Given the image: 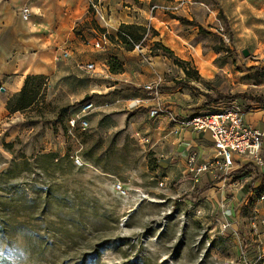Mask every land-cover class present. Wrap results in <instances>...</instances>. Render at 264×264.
Wrapping results in <instances>:
<instances>
[{
	"label": "rangeland",
	"instance_id": "obj_1",
	"mask_svg": "<svg viewBox=\"0 0 264 264\" xmlns=\"http://www.w3.org/2000/svg\"><path fill=\"white\" fill-rule=\"evenodd\" d=\"M121 1L129 5L130 0ZM152 4L157 7L150 11ZM147 10L166 16L165 29L173 38L182 34L189 38L181 39L190 56L181 60L174 51L163 54L156 46L158 54L151 53L153 42L159 40L149 23H121L115 29L102 21L99 28L93 21L98 33L107 30L99 46H110L111 55L102 62L108 73L125 70L138 86L143 82L159 86L163 79L174 81L180 75L185 79L188 68L190 81L200 82L201 89L231 93L237 89L236 71L244 70L247 85L241 92L264 96V69H248L264 66V0H149ZM126 24L144 28L129 57L116 36ZM91 42L95 43L93 36ZM196 52L214 55L219 67L207 83L194 79ZM155 55L171 68L160 76L149 65ZM198 64L206 67L200 57ZM112 66L121 69L114 72ZM74 105L69 114L76 110ZM55 106L57 127L53 124L51 131L28 133L34 118L27 119L26 131L22 123L14 126L11 137L6 136L8 129H0V264H258L239 257L242 251L230 236L210 231L220 221L216 191L215 207L208 198L194 202L173 195L175 185L165 183L150 166L148 154L127 126H100L92 111L88 127L75 130L84 164L74 165L69 154L78 146L67 135L71 105L60 99ZM52 149L58 151L57 164L42 155ZM255 174L247 169L233 181L255 179ZM118 181L127 190L125 195L114 189ZM197 207L204 213H196Z\"/></svg>",
	"mask_w": 264,
	"mask_h": 264
},
{
	"label": "crops",
	"instance_id": "obj_2",
	"mask_svg": "<svg viewBox=\"0 0 264 264\" xmlns=\"http://www.w3.org/2000/svg\"><path fill=\"white\" fill-rule=\"evenodd\" d=\"M121 2L101 0L109 27L116 29L121 23H149L156 30V39L174 51L179 59L185 60L190 56L191 51L181 39L189 38L185 34L182 37L176 35L178 40L170 32L167 33L166 16L157 12L150 14L147 10L149 0H130L129 5ZM23 7L29 9L26 18L21 13ZM93 21L99 28L102 27V22L90 12L88 0H0V129H8L6 136L11 137L14 126L19 127L22 123L26 131L27 119L34 118L35 125L29 126L27 132L45 133L51 131L53 124L57 127L58 109L55 104L60 99L71 105L68 114L74 109V104L84 99L91 100L94 104L93 113L98 115L100 126L107 123L116 127L127 126L131 137L138 139L153 160L160 178L165 183L175 185L173 195L182 194L194 202L208 198L214 206L216 191V197L221 199V214L218 213L220 221L212 225L210 231L217 229L222 235L230 236L229 239L236 244L235 248L242 251L238 252L239 257L244 260L248 257L258 264H264V258H259L260 253L264 254V224L258 227L259 233L252 230L251 208L246 204L252 200L260 216L264 217V200L255 201L256 197L251 196V192H264V172H256L255 179L246 176L241 183L233 181L235 175L252 163L247 157L239 155H234V161L236 168L239 165L241 167L231 176L213 178L210 172L195 181L188 172L191 152L197 154L195 165L207 161L213 154L209 132L195 130L183 122L192 114L205 112L203 109L211 107H200L204 96L196 93L191 85L206 92H211V88L201 89L200 82L191 81L186 87L179 84L183 80L180 75L174 77V81L171 78L163 79L161 85L154 84V89L148 92L143 89L146 82L138 86L139 83L134 82L135 78L125 70L116 74L108 73L102 62L106 60L107 54L111 55L108 52L110 46H96L91 42L92 36L96 41L101 34L94 29ZM124 52L129 57L135 50ZM159 57L152 56L149 65L160 76L171 68L164 58ZM199 57L206 65L207 71L203 73L198 64ZM214 59V55L210 56L209 53L204 55L196 52L194 57L199 76L207 82L219 69ZM88 62H93L92 69L85 67ZM246 72L236 71L240 74L237 76V86L234 85L237 89L230 90L231 93L244 91L247 85L244 84ZM27 76L43 78L42 95L25 109L8 111L7 100L20 91ZM138 87L141 89H136ZM133 98L142 101L130 108L128 103ZM221 102L239 106L245 123L264 130V104L243 97ZM45 107L51 108L49 114ZM151 108H157L155 116L149 115ZM56 134L58 136V132ZM141 136L147 137L148 141H140ZM58 145L61 148V144ZM44 150L47 148L41 149ZM203 209L197 207L196 213L203 214ZM224 224L227 225L224 227Z\"/></svg>",
	"mask_w": 264,
	"mask_h": 264
},
{
	"label": "built area",
	"instance_id": "obj_3",
	"mask_svg": "<svg viewBox=\"0 0 264 264\" xmlns=\"http://www.w3.org/2000/svg\"><path fill=\"white\" fill-rule=\"evenodd\" d=\"M89 8L92 14L102 21L105 25L108 24L106 14L104 12L101 0H88ZM157 6L152 4L149 10H154ZM23 18L29 15V9L23 7L21 10ZM106 31L100 34V38L106 39ZM100 40L95 41V45L99 46ZM87 69L94 67L93 62L85 64ZM143 89L151 92L154 89L153 84H145ZM139 98H133L129 101L128 107L133 108L141 103ZM221 103V104H220ZM211 109L205 112L195 113L183 120L186 126L195 130L208 131L212 139V156L205 162L197 163L195 161L197 154L191 152L188 157L190 163L188 172L192 175L195 181L205 173H213V178L231 176L239 165L235 167L234 155L247 157L252 163L246 165L243 171L251 170L252 172H264V130L258 129L244 122L243 114L239 106L233 104H224L219 102L211 104ZM94 110V104L87 99L76 104V110L73 111L67 118V135L77 144V149L69 154V157L74 165L81 166L84 164L80 154L82 142L76 135L77 128L84 130L88 127V116ZM158 113L157 108L149 110L150 116H155ZM140 141L147 142L145 136L140 137ZM114 189L126 194L127 190L121 182L114 184ZM255 196V201L264 200V192L252 193ZM251 199V198H250ZM252 200L246 202L250 205V221L252 230L259 233V226L264 224V217L259 214V209ZM227 224H224L225 227ZM259 258H264V254L260 253Z\"/></svg>",
	"mask_w": 264,
	"mask_h": 264
},
{
	"label": "trees",
	"instance_id": "obj_4",
	"mask_svg": "<svg viewBox=\"0 0 264 264\" xmlns=\"http://www.w3.org/2000/svg\"><path fill=\"white\" fill-rule=\"evenodd\" d=\"M90 12H91V9H90ZM122 27L124 30H119L116 36L118 40L123 43L126 49L128 50L133 49L135 42L139 40V38L141 37L140 33L144 30V28L140 25H134V24H126V25H123ZM155 34L156 33H154L153 35ZM155 46L160 47L163 54H172V50L162 45L161 42L159 41L153 42V45L151 48V53L153 54H158V53H154L153 47ZM110 69L111 71L116 72V71H120L121 67L112 66L110 67ZM248 69H256V70L264 69V66L252 65V66H249ZM184 72H185L186 78L180 81L179 84L189 86V82H190L189 78L191 77L190 70L188 68H184ZM193 75H194L195 80L203 81L207 83V81L203 80L199 76L197 70H193ZM42 82H43V78L40 76H27L25 78L24 84L22 88L20 89V91L7 100L6 108L8 109V111L13 112L16 110H22V109H25L31 106L33 103H35L38 100V98H40V96L42 95V91H41ZM191 87L195 91H197L198 93L204 96V100L200 107H205L211 104H216L221 101H231L237 97H243L252 102H258V103L264 104V96H261V95H249L246 93H222L219 91H215L214 93H211V92L200 90L199 88L193 85H191ZM136 89H141V88L138 87ZM84 100H87V99H84ZM42 155L48 161L49 160L56 161L55 164L59 163L60 161V158L56 152H47ZM149 163H150V166L152 165L154 166V162L150 157H149Z\"/></svg>",
	"mask_w": 264,
	"mask_h": 264
},
{
	"label": "bare ground",
	"instance_id": "obj_5",
	"mask_svg": "<svg viewBox=\"0 0 264 264\" xmlns=\"http://www.w3.org/2000/svg\"><path fill=\"white\" fill-rule=\"evenodd\" d=\"M201 71H202V73H203L204 71H207L206 67L202 66Z\"/></svg>",
	"mask_w": 264,
	"mask_h": 264
},
{
	"label": "water",
	"instance_id": "obj_6",
	"mask_svg": "<svg viewBox=\"0 0 264 264\" xmlns=\"http://www.w3.org/2000/svg\"><path fill=\"white\" fill-rule=\"evenodd\" d=\"M243 53H245V54H246V51L244 50V51H243ZM0 90H2V88H0Z\"/></svg>",
	"mask_w": 264,
	"mask_h": 264
}]
</instances>
